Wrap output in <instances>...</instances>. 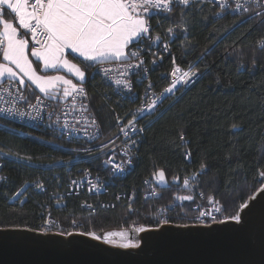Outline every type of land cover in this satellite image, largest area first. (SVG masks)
I'll return each instance as SVG.
<instances>
[{"label":"trees","instance_id":"16d2710c","mask_svg":"<svg viewBox=\"0 0 264 264\" xmlns=\"http://www.w3.org/2000/svg\"><path fill=\"white\" fill-rule=\"evenodd\" d=\"M151 23L160 24L152 34L160 37L168 27H179V31L172 33L175 61L183 67L193 64L203 74L145 128L134 166L110 189L132 191L136 195V213H129L123 203L88 213L80 207L81 201L87 198L83 195L66 196L64 207H53L51 195L66 188L68 175L76 168H87L89 164L80 162L68 170L43 169L41 165L46 163L71 159L72 144L0 117V163L4 165L0 169V228L20 223L39 226L45 205L65 230H69L72 220L81 225L78 230L98 233L126 229L131 224L148 228L159 211L170 215L175 223H188L190 220L183 214L195 215L191 207L196 198L188 189L179 188V181L199 171L201 162L208 164V171L198 176V187L207 204L212 199L217 207H228L224 216L234 212L233 204L246 203L264 183L258 175L264 171V45L260 43L264 23L259 18L248 19L228 11L215 15V9L206 3L176 5L171 18L162 13L153 16ZM209 48V54L203 56ZM226 49L236 50L231 58L225 56ZM162 57L148 72L149 80L157 88L166 84L163 71L170 65V55ZM72 59L85 68L78 59ZM240 65H244L243 69ZM94 69H86L89 79L83 87L89 109L101 130V139L107 140L116 134V118L124 107L120 104L122 99ZM24 90L28 95L36 93L27 86ZM55 95L61 98V94ZM181 131L185 132L188 143L180 141ZM44 141L62 145L63 149L54 150ZM185 149L191 150L190 161L183 155ZM8 152L31 156V163L5 159L3 154ZM158 170H164L165 182L156 186L157 197L144 198L142 181ZM26 181L41 183L44 190L30 186L23 193L25 201L20 202L22 195L11 199ZM188 196L193 200L182 199ZM218 218L223 217L218 214Z\"/></svg>","mask_w":264,"mask_h":264},{"label":"snow or ice","instance_id":"6c2138e0","mask_svg":"<svg viewBox=\"0 0 264 264\" xmlns=\"http://www.w3.org/2000/svg\"><path fill=\"white\" fill-rule=\"evenodd\" d=\"M198 4L200 0H195ZM215 2V0H214ZM222 2V0H221ZM235 8L231 11L236 15H246L248 19L259 17V22L264 23V0H252V5L245 7L240 3V0H232ZM247 2V0H246ZM176 5L189 6L190 0H0V78H6L7 81H15L18 85H25L27 80L31 85L39 89L40 93L51 96L52 93L61 94L64 98L73 97L74 94H80L84 91L83 84L89 79L86 72L87 68H96V64H102L105 61L123 62L134 59L137 62L127 65H122L121 68L116 69L120 78L115 80V84L121 86L123 98L129 100L139 99V96H130L128 93L133 88L131 76L137 77V81L142 82L147 79L148 69L144 68V61L140 56L144 55L146 49L137 47L136 51L130 49L143 44L145 41L153 39V31L160 27L157 23L153 25L151 20L154 14H165L171 18L173 9ZM225 11L228 10V5H225ZM195 11V9H191ZM8 15L12 19L6 18ZM184 15V10L181 11V16ZM179 27H168L165 31L169 34L174 31H179ZM185 31V35H186ZM160 35L156 36V40H160ZM260 43L264 45V37H261ZM70 50V51H69ZM163 51L168 53L171 51L169 44H163ZM211 49H207L203 56H207ZM236 50H225V56L231 58L233 52ZM77 54L74 59L83 58L81 63L85 64L82 69L76 63H72L66 58L67 55ZM36 58V66L33 67V61L29 57ZM162 60L163 57H160ZM176 58L173 57V63ZM92 61L93 64H86L85 62ZM155 62V61H153ZM199 62V58L197 63ZM43 65L44 70L67 69L69 73L78 77L76 83L72 79H67L64 75H38L40 65ZM252 66H256V60L253 58ZM244 65H240L243 69ZM101 69L96 68V74L100 73ZM104 74L107 76L112 70L104 69ZM131 73V75L129 74ZM171 84L163 89L160 96H156L149 100L147 90L145 91V103L137 109L135 114H131L132 118L127 119L126 124L120 130L125 137L122 145L117 146L113 140H108L106 144L97 145L100 153L95 157L91 156L92 149H84L83 151L88 154L89 159L100 161L97 171L105 170V166L113 169L112 175L123 174L126 171V166L133 164L134 156L132 149L138 147V140L132 139L137 134L142 135L146 127L151 126L155 119L159 118L162 114L159 111V105L163 100L169 99L175 93L180 92L182 87L194 85L200 78L199 71L179 72L178 68H173ZM91 78H95L92 76ZM152 85L149 84L148 88ZM21 90L17 88V92ZM11 95V90L9 89ZM2 99V97H0ZM19 100L28 104L27 97L22 93L19 95ZM175 100L170 102L174 103ZM10 103L11 106L0 108V113L8 112L15 113L20 117H28L33 121L44 122L45 118L48 120V127L54 132H66L71 137L72 134L85 131L76 127L75 124L64 119L61 123V117L56 115L55 112H46L44 102L37 97V104L28 105L24 111H20L14 101L5 102ZM166 110V109H165ZM56 115V119L52 117ZM68 114L66 113L65 116ZM127 115V114H126ZM151 117V119H148ZM6 119V117H4ZM117 118V124L121 122ZM147 120L145 125L137 127L136 124L139 120ZM78 124L79 121H76ZM98 138V133L96 134ZM34 139H39L34 137ZM179 139L183 143H188L185 139V132L179 133ZM45 144L53 147L54 150H62L63 146L56 144L53 145L50 141H44ZM77 151V150H72ZM121 154L127 159L122 163H117L115 157ZM5 159L12 160H26L31 163V156H19L16 153H4ZM186 160H191V150L185 149L183 153ZM100 156H106L107 159L100 160ZM55 164L68 165L71 161L59 160ZM4 167L0 163V169ZM84 175L87 178V183L90 185L89 190L95 191L99 188V176L96 177L97 183H92L90 177L92 173L90 170L85 169ZM208 171V164L201 162L199 165V174ZM261 179H264V171L258 173ZM158 182H165L164 170H158L155 173ZM196 179L195 176L192 177ZM178 179V178H174ZM81 181H72V184L79 185ZM185 187L189 185V179L183 180ZM37 188L43 189V184L37 183ZM26 191V189L24 190ZM256 192H264V183L259 188L255 189ZM23 195V191L17 192L15 199ZM202 195V194H201ZM242 198V197H236ZM119 199V197H117ZM182 199L193 200V197H182ZM255 197H249V200H254ZM211 208L201 211L199 206L196 208L198 213L195 216L187 217L184 213L183 216L189 219L190 223H176V227L191 228V227H205L210 228L213 224H224L228 221H233L239 224L242 221L241 210L249 207L247 203H241L238 206L233 204L234 212L230 215L224 216L223 213L228 211L227 206L216 207V201L209 199ZM84 208H91L90 205H82ZM222 216L223 218H218ZM149 228L143 226L134 229L136 232L155 231L156 229L164 226H169L175 221L168 216L164 218H154ZM8 227L18 228L25 231L40 232L43 235H58L61 237L83 236L89 237L96 241H107L112 243V237L121 236L127 239L125 233H98L94 230H78L81 225L76 221H71V230H63L62 225H59L62 230L52 232V229L58 227L54 220L44 219L42 224L37 227H32L28 224L20 223L10 225ZM0 230H8L7 227L0 228ZM124 248L139 247L138 243H125L121 245Z\"/></svg>","mask_w":264,"mask_h":264},{"label":"built area","instance_id":"2783aa9c","mask_svg":"<svg viewBox=\"0 0 264 264\" xmlns=\"http://www.w3.org/2000/svg\"><path fill=\"white\" fill-rule=\"evenodd\" d=\"M193 3H196L195 0H190V5ZM200 3L202 4L206 3L210 7L215 9V15H218L220 12H227V11L231 14H236L235 12L231 11V9L235 8V4L232 2V0H222V2L221 0H215V2L214 0H200ZM240 3L244 4L245 7H248L252 5V0H247V2L246 0H240ZM225 5H228L227 11H225V7H224ZM178 6H183V5H178ZM252 6L254 7V5ZM161 14H154V16H159ZM243 16H246V15H243ZM254 18H259V17H254ZM156 36L157 35H153V39L151 41H145L143 44L135 46L131 48L130 50L136 51L137 47H139L140 49H146L144 55L140 56V59L144 61L143 66L144 68L148 70L152 68L154 64L161 61L160 57H162L163 55H170V60H169L170 65L167 70L163 71L165 72L164 75L166 78V84L161 88H157L154 82L149 80L148 78L149 73H147V79H143L142 82L137 81V77L132 75L131 81L133 83V88L131 92L128 93V95L130 96L138 95L139 99L129 100V99L123 98L121 86L115 84V80L120 78L116 72V69L121 68L122 65L136 63L137 62L136 60L131 59V60L123 61V62L108 61V62H104L102 64L96 65V68L101 69L99 75H101L104 81L112 87L114 94L122 99L120 104L124 107L122 112L117 116V118L120 117L123 119H121V122L119 124H117V120H116V130H117L116 134L107 140L101 139V130H99L97 120H95L91 109H89L88 98H87L86 90L84 87H83L84 91L80 94H74L73 97H68V98H59L55 94L51 96H47L44 94L42 95L39 93L28 95L26 91L24 90V87L16 84L15 81L9 82L7 80H3L0 82V97H2V99H0V108L11 106L10 103H5L6 101L7 102L14 101L15 104L18 106L19 110L24 111L28 108L29 104L31 105L37 104V97H39L40 100L44 102L43 106H46L45 108L46 112H55L56 115H59L61 117V123H63L64 119H67L69 120L70 123L75 124L78 129L86 130L87 134H85V131H80V132L72 134L70 137L68 133L66 132H60V131L54 132L51 128H49L47 126L48 125L47 118H45L44 122L41 123L40 121L30 120L28 117L22 118L15 113H8V112L0 113L1 118L6 117V119H9L10 121H15L21 124L23 123L31 130H35L37 132L44 133V134L47 133L50 137L54 139H58L62 143L72 144L71 150H77V151H73L74 155L71 159H69L71 161L70 164L65 166L61 164H55L54 162H50V163H46L45 165H41L43 169H46V168L53 169L57 167H62L68 170L70 167L74 165H78L80 162L89 164L90 167H87V168H83L80 166L76 168L73 173L68 175L67 181L65 183L66 188L64 190H59L58 192H55L51 195V199L53 200L52 201L53 207L55 208L64 207L66 205V198H65L66 196L83 195L84 197H87V198L81 201L80 207H82V205L84 204L90 205L91 208L82 207L88 213H92V212H95L103 208H114L115 205L121 204V203H123V205L126 206L128 212L131 214L136 213V211L138 210L137 206L134 205V202L136 200V195H134L132 191L123 192L119 190L117 191L110 190L113 188V186H115L116 180L122 179L127 174L126 172L134 166V160L131 166H126V171L123 174H117L113 176L112 175L113 169L109 166H105V170L97 171V168L100 165V161L95 160V159L90 160L88 154L85 153L83 150L92 149L93 151L91 153V156L95 157L96 155L100 153V149L97 147V145L106 144L108 140L110 139L113 140L117 146L122 145L125 141V137L120 129L124 127V125L127 122V119L132 118L131 114H135L137 109L144 105L145 91L147 90L149 100H151L152 98H155L156 96H160L161 93L163 92V89L165 87L170 86L171 84V80H172L171 73H172L173 68H178L179 72L181 73L188 72L189 74H191V72L199 71L202 76L203 72L200 71L193 64L183 67L177 61L173 63L174 56L172 54V41H173L172 33L169 34L166 32L165 34L161 36L160 40H156ZM164 43L169 44V47L171 49L170 52L165 53L163 51ZM96 68L94 69L95 73H96ZM104 69H111L112 71L107 76H105L104 71H103ZM129 74L131 75V73ZM149 84L152 85L151 88H148ZM190 86L192 85L182 87L180 92L175 93L173 96L169 97V99L163 100V103L159 105L160 113H162L165 110V108H167L170 105V102L172 100L178 99L182 95V93L186 91V89ZM17 88H19L21 91L17 92ZM9 89L11 90V93H12L11 95L9 94ZM21 93L25 97H27L28 104H25L23 101L19 100V95ZM66 113L68 114L67 116H65ZM56 115L52 117L53 120L56 119ZM148 119H151V117H149ZM76 121H79V123L77 124ZM146 123H147L146 119L139 120L136 126L140 127L142 125H145ZM144 131L142 135L137 134L136 136L132 137V139L139 141L138 146L144 137ZM97 133L99 134L98 138L96 135ZM137 148L132 149V154L134 156V159L137 157V151H136ZM104 159H107V157L100 156V160H104ZM126 159L127 157L119 153L115 157V161L117 163H122ZM85 169H88L91 171L92 176L90 177V179L92 180V183H97L96 177L99 176L100 180H99L98 190H95V191L89 190L90 185L87 183V178L85 177L84 171H83ZM199 175H200L199 171H197V172H194L193 174H190V176L182 177L181 180L179 181L180 182L179 188L188 189L189 191L193 192V196L196 198V200L193 202L192 207H191L195 215L198 214L196 212L197 206H199L201 211L207 210L212 207L211 204H207L205 202L204 195L198 187L197 180H198ZM193 176H195L196 179H193L192 178ZM185 178L189 179V185L187 187H185L183 184V180ZM74 180L81 181V183L78 186L74 185L72 184V181ZM163 183H160L157 181L155 177V173L146 177L142 181V184H144V187H145L144 192H143L144 198L157 197L158 192L156 191V186L159 184L161 185ZM36 184L26 181L19 188L17 192L23 191L24 193L25 192L24 190L25 189L27 190V188L30 186H32L35 190L36 189L44 190V188L43 189L37 188ZM16 193L11 197V199H15L14 197ZM117 197H119V199H117ZM21 201L22 202L25 201L24 195L21 196L20 202ZM215 206L217 207V205ZM45 208L46 209L42 215L41 221H43L44 219L54 220L57 223L58 227L55 229H52L51 231L57 232V231L62 230L61 227H59V225H62L60 221H57L52 217L51 211L48 209L47 205H45ZM165 216H168V215L165 214L164 212L159 211L158 214L156 215V218H164ZM168 217H170V215ZM190 222L191 221H189L188 223ZM41 224L42 222L40 223V225ZM175 224L176 223H174L173 225ZM139 227H141V225L131 224L129 228L134 230ZM62 228L63 230H65V226L62 225ZM69 230H71V221L69 224Z\"/></svg>","mask_w":264,"mask_h":264},{"label":"water","instance_id":"95a60500","mask_svg":"<svg viewBox=\"0 0 264 264\" xmlns=\"http://www.w3.org/2000/svg\"><path fill=\"white\" fill-rule=\"evenodd\" d=\"M241 210L242 221L210 228L164 226L139 233L131 228L104 233L139 247L110 246L89 237L43 235L7 227L0 230V264H264V192ZM252 197V196H251Z\"/></svg>","mask_w":264,"mask_h":264},{"label":"crops","instance_id":"0c3cea01","mask_svg":"<svg viewBox=\"0 0 264 264\" xmlns=\"http://www.w3.org/2000/svg\"><path fill=\"white\" fill-rule=\"evenodd\" d=\"M6 18H8V19H12V17H11L10 15H8ZM69 51H70V50H69ZM76 55H77V54H70V55H67L66 58L69 59L72 63H76V62H74L73 59H72V58H74ZM0 58H1V57H0ZM82 59H83V58H79L78 60L81 62ZM35 60H36V58H35ZM105 62H108V61H105ZM85 63H86V64H93L94 62H92V61H88V62H85ZM76 64H77V63H76ZM77 65H78V64H77ZM84 65H85V64H84ZM40 66L43 68L42 63H41ZM78 66L80 67V65H78ZM47 71H48L49 73H53V71L55 72V71H57V70H55V69H48ZM59 71H61L63 74H66V76H67L69 79H72L74 83H76V82L78 81V77H74V74L69 73V72L67 71V69H61V70H59ZM27 82H28V81H26L25 85H21V86H23V87H24V86H27L29 89L34 90L36 93L41 94L38 88H36L34 85H31L30 83L28 84ZM61 98H64V97L61 95Z\"/></svg>","mask_w":264,"mask_h":264},{"label":"rangeland","instance_id":"374dc122","mask_svg":"<svg viewBox=\"0 0 264 264\" xmlns=\"http://www.w3.org/2000/svg\"><path fill=\"white\" fill-rule=\"evenodd\" d=\"M32 61H33V67H35L36 66V63H37V61L35 60V58L34 57H29ZM0 62H2V57L0 58ZM37 74L38 75H64L67 79H69L67 76H66V74H63L61 71H53V73H49L47 70H44L41 66H40V69L38 70V72H37ZM3 80H7L6 78H0V82L1 81H3ZM27 81V80H26ZM26 81H25V83H26ZM28 84H29V82H27ZM42 95H43V93H41ZM54 94H56V93H52L51 95H54ZM45 95V94H44ZM61 95H62V93H61ZM114 242L115 241H119V240H114V239H112ZM119 242H121V241H119ZM121 243H123V242H121Z\"/></svg>","mask_w":264,"mask_h":264},{"label":"bare ground","instance_id":"6f19581e","mask_svg":"<svg viewBox=\"0 0 264 264\" xmlns=\"http://www.w3.org/2000/svg\"><path fill=\"white\" fill-rule=\"evenodd\" d=\"M140 233V232H139ZM103 241V240H102ZM120 241V240H119ZM119 241H113L112 243H109V242H107V241H103V242H105L106 244H108V245H110V246H113V247H115V246H118V247H122L121 245H123V244H125V243H129V242H131V243H134V244H136V242H134V241H130V240H126L125 242L124 241H121V242H123V243H121V242H119ZM122 248H124V247H122Z\"/></svg>","mask_w":264,"mask_h":264}]
</instances>
